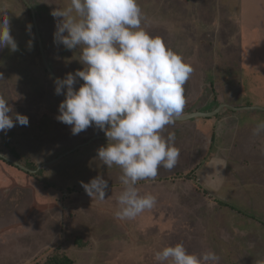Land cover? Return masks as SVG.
<instances>
[{"label": "rangeland", "instance_id": "obj_1", "mask_svg": "<svg viewBox=\"0 0 264 264\" xmlns=\"http://www.w3.org/2000/svg\"><path fill=\"white\" fill-rule=\"evenodd\" d=\"M26 2L56 76L84 65L77 59L79 51L54 43L62 18L51 12L69 0H0V15L9 19L18 45L14 52L0 49V95L14 113L29 118L27 126L17 123L0 131V226L26 210L37 214L25 221L31 230L43 231L27 239L35 244L33 264L52 256H68L75 264H159L155 253L177 243L198 255L213 251L215 264H264V132L253 133L264 123V110L258 108H264V0H138L141 26L193 68L184 85L182 115L223 107L215 116L166 127L162 135L175 133L178 163L171 170L161 166L155 179L137 182L139 193L156 196V204L123 220L115 216L124 190L122 170L98 159L107 138L93 139L103 130L92 126L73 135L70 125L56 119L65 97L55 93ZM213 158L228 162L222 184L207 167ZM23 173L26 179L18 175ZM96 177L108 182L103 201L90 197L81 184ZM41 193L55 207L44 215L29 205L31 199L40 201ZM11 229L0 234L10 235ZM8 257L0 256V264ZM16 258L10 256L9 264H18Z\"/></svg>", "mask_w": 264, "mask_h": 264}, {"label": "clouds", "instance_id": "obj_2", "mask_svg": "<svg viewBox=\"0 0 264 264\" xmlns=\"http://www.w3.org/2000/svg\"><path fill=\"white\" fill-rule=\"evenodd\" d=\"M51 15L62 18L56 24L54 43L79 51L77 59L84 65L55 79V93L65 97L56 119L70 125L73 135L92 126L105 132L108 143L98 149V159L107 167L119 166L124 185L115 216L134 219L152 209L157 200L152 194L141 195L137 182L155 179L161 166L171 170L178 163L175 133L167 137L162 133L183 114L184 85L193 68L141 26L144 15L138 0H69ZM5 47L18 50L9 19L0 15V49ZM78 80L83 83L77 89ZM17 123L27 126L29 118L14 113L8 99L0 95V131ZM261 132L264 123L253 129L254 134ZM227 165L222 158L207 164L218 174V184ZM81 184L90 197L105 199V179L96 177ZM154 258L159 264H215L218 260L213 251L190 253L182 243L164 246Z\"/></svg>", "mask_w": 264, "mask_h": 264}, {"label": "crops", "instance_id": "obj_3", "mask_svg": "<svg viewBox=\"0 0 264 264\" xmlns=\"http://www.w3.org/2000/svg\"><path fill=\"white\" fill-rule=\"evenodd\" d=\"M23 167H25V166H23ZM25 168H27V167H25ZM27 169L28 170H25L22 168V170L29 172V174L36 173V171H34V170H31L29 168H27ZM18 175H22L21 177L26 179V177L24 176L26 174L23 173V174H18ZM17 177L20 178V176H17ZM20 188H22V187H20ZM8 191H9V189H8ZM32 191L34 193V196H36L35 191L34 190H32ZM50 192H51V190L49 189L48 193L50 194ZM37 193H40V192L37 191ZM41 194H43V193H41ZM55 194L56 193H54L52 196H54ZM48 199H50V196H46L43 194V198L40 201H38L37 199H34V200L31 199V202L29 205H30L31 209L33 207L35 210H37L36 212H39V214L44 215L45 212L46 213L50 212L53 208H55L54 204H52L51 202H46ZM44 200H45V202H43ZM45 203H49V204H45ZM28 214L29 213L26 210L22 214L19 213L18 216L17 215L12 216V218L14 217L12 221L5 224L4 226H0V231L3 229L12 228L11 229L12 232L10 235H8L7 233L0 234V256L4 257V255L8 254L9 259H10V256H12V258L18 257V258H16L17 261L19 262L18 264H33L34 263L35 258L32 259L31 256L35 253V251L33 250V248L35 247V244L31 243L32 240H28V244H27V239H29L28 237H30V236L31 237L34 236L36 233H37V235H39V234H41V232H43V231H41V228H38L37 226H36L35 230H31V228H30V226H28V224L25 225V221L28 220V218H30L29 217L30 215H32L34 218L37 217V214H35V212L30 214V215H28ZM0 216H2V213L0 214ZM4 235L8 236V237H6L7 239L4 238ZM43 236H45V234H43ZM31 239H33V238H31ZM41 241L42 240H40L39 242H41ZM45 241L48 242L49 240H45ZM36 250H38V252L41 250L39 245H38ZM13 251H15L16 254L12 255ZM31 251H33V252L31 253ZM9 259L8 260L4 259L5 261H8L5 264H9Z\"/></svg>", "mask_w": 264, "mask_h": 264}, {"label": "water", "instance_id": "obj_4", "mask_svg": "<svg viewBox=\"0 0 264 264\" xmlns=\"http://www.w3.org/2000/svg\"><path fill=\"white\" fill-rule=\"evenodd\" d=\"M26 3L28 4V2H26ZM29 8L31 9V12H32V15H33V19H34V23H35V27H36V33H37V37H38V40H39L41 53H42L43 60L45 62L46 68L51 73V75L54 77V79H56L58 77L53 72L52 68L50 67V65H49V63L47 61V58H46V54L44 52V47H43L42 39H41V36H40V33H39V28H38V24H37V20H36V16H35L34 10L31 8L30 5H29ZM224 106L225 107H228L227 105H224ZM221 107H223V106H221ZM221 107H219L217 110L210 111V112H199V111H197V112H192V113H189V114H185V115H182L177 120L178 121L179 120H183L184 121V120H189V119H192V118L212 117V116H215L216 114H218L221 111ZM230 108H232V107H230ZM258 108L264 110V108H262V107H258ZM96 138H107V137L105 135V132L103 131V134L102 135H98V136H96L93 139H96ZM7 160H9L10 162H12L13 164H15L17 166H20L21 168H23L25 170H28L27 168L21 166L18 162L14 161L12 159L7 158ZM39 168H40V166H39Z\"/></svg>", "mask_w": 264, "mask_h": 264}, {"label": "trees", "instance_id": "obj_5", "mask_svg": "<svg viewBox=\"0 0 264 264\" xmlns=\"http://www.w3.org/2000/svg\"><path fill=\"white\" fill-rule=\"evenodd\" d=\"M43 264H75L73 260L68 257L64 256L62 259H55L52 257H49Z\"/></svg>", "mask_w": 264, "mask_h": 264}]
</instances>
